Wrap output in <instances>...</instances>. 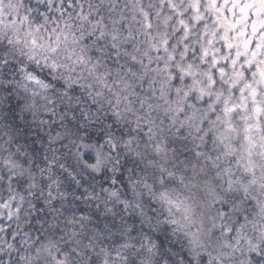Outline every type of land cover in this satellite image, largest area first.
Listing matches in <instances>:
<instances>
[{"label": "clouds", "instance_id": "clouds-1", "mask_svg": "<svg viewBox=\"0 0 264 264\" xmlns=\"http://www.w3.org/2000/svg\"><path fill=\"white\" fill-rule=\"evenodd\" d=\"M0 264H264V0H0Z\"/></svg>", "mask_w": 264, "mask_h": 264}]
</instances>
